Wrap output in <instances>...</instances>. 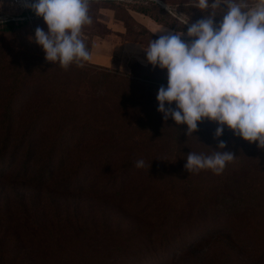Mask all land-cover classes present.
<instances>
[{"label": "rangeland", "instance_id": "rangeland-1", "mask_svg": "<svg viewBox=\"0 0 264 264\" xmlns=\"http://www.w3.org/2000/svg\"><path fill=\"white\" fill-rule=\"evenodd\" d=\"M194 3L90 0L81 38L89 51L112 19L121 40L147 48L158 38L128 11L185 34L210 13L222 19ZM17 12L0 0V264H264V149L226 126L214 138L206 118L187 135L169 117L181 136L153 137L162 125L148 101L167 86L164 69L146 60L65 70L35 43L42 17L2 30ZM215 151L234 155L222 173L185 169L188 153Z\"/></svg>", "mask_w": 264, "mask_h": 264}, {"label": "clouds", "instance_id": "clouds-1", "mask_svg": "<svg viewBox=\"0 0 264 264\" xmlns=\"http://www.w3.org/2000/svg\"><path fill=\"white\" fill-rule=\"evenodd\" d=\"M89 6L90 0H34L26 5L47 26V31L37 27L34 34L46 61L66 70L91 59L81 38L83 27L92 24ZM192 7L221 9L222 19L217 24L216 14L210 13L191 23L186 34L168 32L151 39L144 49L147 62L167 70V86L156 94L157 111L164 120L171 117L186 125L187 135L206 118L218 125L214 138L226 126L264 149V0H195ZM184 35L190 39H182ZM225 147L223 141L218 144ZM233 159L230 151L208 156L190 152L184 167L189 173L207 169L220 174ZM144 163L137 160L135 167Z\"/></svg>", "mask_w": 264, "mask_h": 264}, {"label": "crops", "instance_id": "crops-1", "mask_svg": "<svg viewBox=\"0 0 264 264\" xmlns=\"http://www.w3.org/2000/svg\"><path fill=\"white\" fill-rule=\"evenodd\" d=\"M130 17L141 27L145 28L151 35L159 38L160 35L168 32L175 33L165 25L153 21L151 18L142 13L128 11ZM166 29V31H161ZM109 31L103 39H94L89 48L91 59L87 61L89 64L110 68L115 70H128L129 62H137L138 64L146 65V53L140 42L121 40L119 35L124 32V28L117 20H112L109 23ZM182 39L188 40L186 35ZM167 74V70L164 69Z\"/></svg>", "mask_w": 264, "mask_h": 264}, {"label": "trees", "instance_id": "trees-1", "mask_svg": "<svg viewBox=\"0 0 264 264\" xmlns=\"http://www.w3.org/2000/svg\"><path fill=\"white\" fill-rule=\"evenodd\" d=\"M137 12L146 15L145 11H137ZM147 16H148L149 18H151L153 21H155V22H157V23H159V24H162V25H165V26L171 28L170 25L168 24V22H167L165 19H163V18H158V17H156V16H152V15H148V14H147ZM16 27H17V23H14V22H12V21H8V22H6V23L3 24L2 30L8 32V31H12V30H14ZM136 87H137V88H141V87H139L138 85H136ZM148 103H149V104H152V106H155V110H157L158 104H157L156 98L149 100ZM155 116H157V119H158V122H157V123L161 124L162 127H161V128H157L158 131H156L155 134L152 133L153 137H157V136H159L160 134H162V133H161V130H165V134H166L167 136H168V134H169L172 138H175L176 136H181V134H182L183 132H182V129L179 128V126H172V127H174V128H171V127L166 128V126H165L164 123H165V121H167V120H164V119H163V114H162V113H159V114L156 113ZM155 120H156V119H155ZM155 122H156V121H155ZM151 130H152V129H150V131H151ZM183 130L185 131V127L183 128ZM143 133H144V134H150V132H147V131H146V132H143Z\"/></svg>", "mask_w": 264, "mask_h": 264}, {"label": "built area", "instance_id": "built-area-1", "mask_svg": "<svg viewBox=\"0 0 264 264\" xmlns=\"http://www.w3.org/2000/svg\"><path fill=\"white\" fill-rule=\"evenodd\" d=\"M33 2L34 0H9L10 6L18 12L6 20L18 23L29 22L37 18L35 13L26 7L27 4H31Z\"/></svg>", "mask_w": 264, "mask_h": 264}]
</instances>
